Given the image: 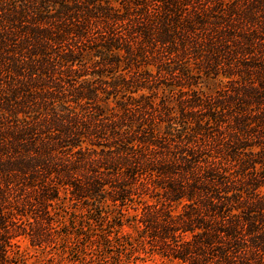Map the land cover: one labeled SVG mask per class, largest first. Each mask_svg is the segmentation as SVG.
Instances as JSON below:
<instances>
[{
    "label": "trees",
    "instance_id": "trees-1",
    "mask_svg": "<svg viewBox=\"0 0 264 264\" xmlns=\"http://www.w3.org/2000/svg\"><path fill=\"white\" fill-rule=\"evenodd\" d=\"M92 223L264 264V0H0V264Z\"/></svg>",
    "mask_w": 264,
    "mask_h": 264
},
{
    "label": "rangeland",
    "instance_id": "rangeland-1",
    "mask_svg": "<svg viewBox=\"0 0 264 264\" xmlns=\"http://www.w3.org/2000/svg\"><path fill=\"white\" fill-rule=\"evenodd\" d=\"M91 228L89 238L88 236L80 238L79 242L76 241V237H70L68 241L64 242L61 239L51 247H33L26 239H20L19 245L25 254L27 264H179L142 250L129 253L120 251L115 243L106 244L103 241L99 235L100 226L92 223ZM123 229L131 231L127 226Z\"/></svg>",
    "mask_w": 264,
    "mask_h": 264
}]
</instances>
